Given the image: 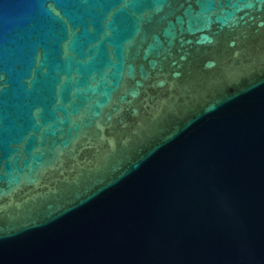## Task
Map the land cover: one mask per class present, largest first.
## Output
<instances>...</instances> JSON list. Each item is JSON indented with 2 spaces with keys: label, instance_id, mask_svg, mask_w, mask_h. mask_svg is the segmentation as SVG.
Returning <instances> with one entry per match:
<instances>
[{
  "label": "water",
  "instance_id": "water-1",
  "mask_svg": "<svg viewBox=\"0 0 264 264\" xmlns=\"http://www.w3.org/2000/svg\"><path fill=\"white\" fill-rule=\"evenodd\" d=\"M0 264H264V0H0Z\"/></svg>",
  "mask_w": 264,
  "mask_h": 264
}]
</instances>
